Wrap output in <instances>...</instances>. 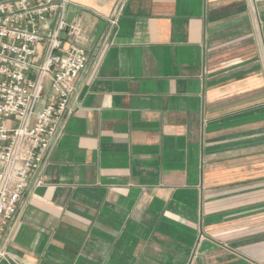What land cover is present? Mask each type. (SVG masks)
Instances as JSON below:
<instances>
[{
    "label": "crops",
    "instance_id": "obj_1",
    "mask_svg": "<svg viewBox=\"0 0 264 264\" xmlns=\"http://www.w3.org/2000/svg\"><path fill=\"white\" fill-rule=\"evenodd\" d=\"M69 16L86 68L0 264H264V0Z\"/></svg>",
    "mask_w": 264,
    "mask_h": 264
},
{
    "label": "built area",
    "instance_id": "obj_2",
    "mask_svg": "<svg viewBox=\"0 0 264 264\" xmlns=\"http://www.w3.org/2000/svg\"><path fill=\"white\" fill-rule=\"evenodd\" d=\"M70 3L0 0V262L8 259L18 204L32 179L41 183L42 168L72 113L73 81L86 68L81 25L68 21ZM39 44L45 55L35 64Z\"/></svg>",
    "mask_w": 264,
    "mask_h": 264
},
{
    "label": "water",
    "instance_id": "obj_3",
    "mask_svg": "<svg viewBox=\"0 0 264 264\" xmlns=\"http://www.w3.org/2000/svg\"><path fill=\"white\" fill-rule=\"evenodd\" d=\"M70 20H71V16H69V19H68V21L70 22Z\"/></svg>",
    "mask_w": 264,
    "mask_h": 264
}]
</instances>
